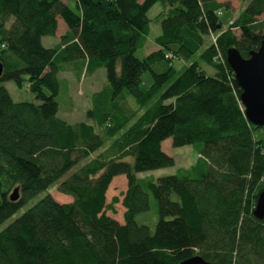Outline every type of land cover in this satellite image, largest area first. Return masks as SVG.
I'll use <instances>...</instances> for the list:
<instances>
[{
    "label": "trees",
    "instance_id": "16d2710c",
    "mask_svg": "<svg viewBox=\"0 0 264 264\" xmlns=\"http://www.w3.org/2000/svg\"><path fill=\"white\" fill-rule=\"evenodd\" d=\"M239 1L242 10L224 27L227 4L218 0H0V264H180L193 256L264 264V218L253 215L264 186V126L246 119L225 60L230 48L248 58L260 46L264 0ZM158 2L157 48L138 58L150 34L147 12ZM59 19L66 31L45 47ZM73 59L86 72H106L85 112L89 122L57 114L58 72ZM162 60L168 67L155 72ZM5 80L26 83L36 102L14 101ZM166 139L191 146L195 162L140 177L174 165L161 148ZM119 176L126 189L108 202ZM53 187L71 200H55ZM152 201L153 230L137 221Z\"/></svg>",
    "mask_w": 264,
    "mask_h": 264
},
{
    "label": "rangeland",
    "instance_id": "374dc122",
    "mask_svg": "<svg viewBox=\"0 0 264 264\" xmlns=\"http://www.w3.org/2000/svg\"><path fill=\"white\" fill-rule=\"evenodd\" d=\"M220 1L225 2L227 4V7L224 10H222L221 13L222 15L221 14L219 15L221 17L223 26L225 27L231 24L233 19L242 10L244 4H242L239 0H220ZM160 11H162V5L161 3L158 2L147 12L148 17L151 20L150 34H149V39H147L144 48L138 49L134 52V55H136V57L138 58L144 57L147 53H149L153 49L152 38L160 33V25L154 21V18ZM259 19L260 20L264 19V15L260 16ZM64 28L65 27L63 21L59 19L58 28L55 35L43 37L42 44L45 47H52L53 45L57 44L59 37L63 34ZM233 30L237 35L239 34L238 30L236 29ZM218 36H219L218 34L212 33L208 37L210 44L216 46V49H217L216 40ZM214 57L216 56L214 55L213 58ZM217 58H214L213 60L216 61ZM79 62H81L80 59L63 61L64 65L61 67V71L58 72L60 85H59L58 95L56 96V100L59 103L57 114L60 118L66 120L69 123L88 121L86 119L85 112L90 106L91 95L94 92L99 91L106 84V72L104 68H98L92 72L91 71L86 72L83 63L81 64ZM182 64L184 63H181L180 61H176V60L174 61V66L176 68H180ZM168 65L169 64L164 60L157 61L152 65V69L155 72H163L166 70ZM142 79L144 83L150 84L151 77L149 71L143 73ZM1 84L7 89L8 93L10 94L11 98L14 101L36 102V99L29 92L26 83H23L22 87L20 88L17 87L12 80L2 81ZM67 95L70 97L71 103L69 102ZM161 148L167 155L171 156L174 159V165L141 172L138 174L140 177L152 176L154 178H158V177L173 175L177 172L179 168H187L190 165H192L197 158L191 146L172 147L170 139H166L165 141H163L161 144ZM98 152H100V150L97 151V153L92 154L91 157H95L96 155H98ZM125 189H126L125 179H123V177H116L115 179H113L106 193L107 201L109 202L112 196L119 195V193L125 191ZM49 190L48 191L50 192L52 197L57 201L69 202L71 200L69 196H65L57 192L55 187H53L52 189L50 188ZM37 198H35L34 200H36ZM26 207L27 206L20 208V210H18L12 216L11 219H14ZM115 209H116V214L113 215V217L121 222L122 213L124 209L122 208L120 203H117L115 205ZM108 214L110 215V212ZM157 219L158 218L156 215V205L154 201H152L151 208L149 211H147V214L145 216L144 214H141L137 217L138 222L147 224L151 230H153ZM5 225L6 223L1 225L0 230Z\"/></svg>",
    "mask_w": 264,
    "mask_h": 264
},
{
    "label": "water",
    "instance_id": "95a60500",
    "mask_svg": "<svg viewBox=\"0 0 264 264\" xmlns=\"http://www.w3.org/2000/svg\"><path fill=\"white\" fill-rule=\"evenodd\" d=\"M225 60L234 74L236 84L240 88L239 100L244 109L246 119L254 126H264V38L257 50L243 58L237 49L226 51ZM3 74V64L0 61V76ZM18 188H14L9 199L17 200ZM257 219L264 218V186L259 192L253 210ZM180 264H213L200 256H193Z\"/></svg>",
    "mask_w": 264,
    "mask_h": 264
},
{
    "label": "crops",
    "instance_id": "0c3cea01",
    "mask_svg": "<svg viewBox=\"0 0 264 264\" xmlns=\"http://www.w3.org/2000/svg\"><path fill=\"white\" fill-rule=\"evenodd\" d=\"M218 1H220V0H218ZM58 24H59V20H58ZM66 31V28H64V31H63V33ZM157 47L156 46H154V44H153V49L152 50H154V49H156ZM119 177H122V176H119ZM124 179V178H123Z\"/></svg>",
    "mask_w": 264,
    "mask_h": 264
}]
</instances>
